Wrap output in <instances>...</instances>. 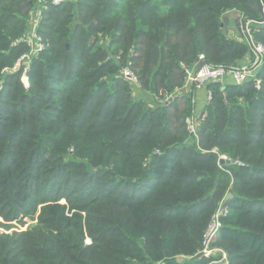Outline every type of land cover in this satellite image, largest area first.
I'll return each mask as SVG.
<instances>
[{"label": "trees", "instance_id": "trees-1", "mask_svg": "<svg viewBox=\"0 0 264 264\" xmlns=\"http://www.w3.org/2000/svg\"><path fill=\"white\" fill-rule=\"evenodd\" d=\"M35 1L0 0V264H213L199 253L229 193L213 247L264 264V60L243 85L207 86L197 137L191 92L157 100L250 53L224 24L259 18L249 0L66 1L43 12L45 49L3 73ZM250 35L264 46V24Z\"/></svg>", "mask_w": 264, "mask_h": 264}, {"label": "built area", "instance_id": "built-area-1", "mask_svg": "<svg viewBox=\"0 0 264 264\" xmlns=\"http://www.w3.org/2000/svg\"><path fill=\"white\" fill-rule=\"evenodd\" d=\"M66 1L68 0H41L39 10L35 14L32 31H30L28 35L24 36L20 42L13 43V47L18 46L21 43H25L30 48L29 53L26 55H22L21 58L16 62L15 66H13V68L4 69L3 73H10L19 70L22 66L29 64L33 57L37 56L45 49L44 41L37 32L43 12L47 11L52 6L53 7L60 6L64 4ZM262 24L264 23H261L260 25ZM248 32L250 34V28H248ZM253 46L256 52L260 54L263 61L264 46L255 45L254 43ZM201 59H203V57H201ZM25 70H27V67ZM227 75H230L232 77L234 84L236 85H243L244 83L255 77L254 71L250 70L247 66L228 68L224 66L209 65V66H204L202 68L199 67L195 72L189 73L188 80L197 89H203V88H207V86L211 83L222 82V80H224ZM129 76H130L129 72H125V77H129ZM256 82L257 85L260 84V81L257 80ZM209 100H211L210 94H209ZM219 229H220V222H219V215L217 214L212 224L209 226L207 234L205 236L204 249L199 254L208 257V255L214 252L213 250L209 249V244L216 237ZM223 258L224 260H226L227 259L226 255H224Z\"/></svg>", "mask_w": 264, "mask_h": 264}, {"label": "rangeland", "instance_id": "rangeland-1", "mask_svg": "<svg viewBox=\"0 0 264 264\" xmlns=\"http://www.w3.org/2000/svg\"><path fill=\"white\" fill-rule=\"evenodd\" d=\"M40 2H41V0H36L35 1V3L33 4V7L30 9V12H29V15H28V21H27V23H28V31H32V29H33V25H34V19H35V14L38 12V10H39V7H40ZM29 33V32H28ZM28 35V34H27ZM24 36L22 35L19 39H14V42L13 43H15V42H20L21 40H22V38H23ZM21 44H24V46L26 47V52H25V54H23V55H26V54H28L29 53V50H30V48L25 44V43H21ZM21 44H19V45H21ZM19 60V59H18ZM257 63H254L253 65H251V66H247L250 70H253L254 71V73H256V67H258L257 65H256ZM15 66V65H14ZM238 67V66H237ZM124 77H125V72H129V74H130V76L129 77H126L128 80H129V82L131 83V85L134 87L135 85H136V87H137V90L136 91H138L137 92V95H138V97H140V96H147V94H143V93H141V92H145L144 91V89H142V87L137 83V78H136V76L133 74V71L132 70H130V68H125L124 70ZM189 73H193V70H188L187 71V78H188V74ZM230 76V75H229ZM24 77H25V79H24ZM232 78V77H231ZM26 81V84H24V86H26V87H28V85H29V80H28V78L26 77V75L24 74L23 75V77H22V82L24 83ZM187 82H189V80L187 79ZM232 82H234L233 81V79H232ZM190 83V82H189ZM190 85H191V89L190 90H188L187 92V94L186 95H188L190 92H191V94H192V104H193V98H194V96H193V94H194V92L195 91H200V90H207V88H203V89H197L195 86H193L191 83H190ZM185 87V86H184ZM184 87L182 88V89H179V90H176L170 97H167L165 100H159V99H157L160 103H162V102H165L166 100H169V101H172V98L174 97V96H179L181 93L183 94L184 93ZM147 93V92H146ZM185 94V93H184ZM209 94L211 95V92H209V91H207V98H206V104H208L211 100H212V97H211V100H209ZM194 106V105H193ZM201 111H200V109H197V108H195L194 107V114H193V116H189L187 119H186V125H187V128H188V130L190 131V133H192V135H194L195 137H197V135H198V126H199V121H200V118H201ZM216 151V150H215ZM220 157H222V156H220ZM222 158H225L226 159V157H222ZM220 159V158H219ZM218 165L219 166H221V164L219 163V161H218ZM229 194H231V193H229ZM229 194H227L222 200H220L219 201V205H221L222 204V202L223 201H225L226 200V198H227V196L229 195ZM229 201V200H228ZM224 203V202H223ZM221 208V207H220ZM218 209V210H216V212L214 213V215L212 216V218H211V222H210V224H209V226L212 224V222H213V220L215 219V216L218 214L219 216H221L222 214L223 215H226L227 213H228V211H227V209H224V210H222V209ZM27 220V219H26ZM219 220H220V218H219ZM29 221V225L30 224H33V222H31L30 220H28ZM0 222L1 223H4V219L2 218V217H0ZM14 225H16V224H14ZM209 226H208V228H209ZM220 226H221V224H220ZM18 228V227H17ZM0 230H2V229H0ZM207 231H208V229H207ZM207 231H206V233H205V235H204V240H203V246H204V241H205V236H206V234H207ZM87 241V243L88 244H90L91 243V240L90 239H87L86 240ZM203 249H204V247H203ZM209 249L210 250H213L214 252H212V254H210V255H208V257L207 256H205V255H201V256H205V257H207V258H209V257H214V256H221V258H220V260L218 261H214V263L213 264H227V260H228V257L226 256V260H224V258H223V256L225 255V253L222 251V250H220L219 248H214L213 247V243L211 242L210 244H209ZM185 258H187V260H190V259H192L193 257L192 256H190V255H187V256H185ZM173 261H177L178 260V258L176 257V256H173L172 258H171Z\"/></svg>", "mask_w": 264, "mask_h": 264}, {"label": "crops", "instance_id": "crops-1", "mask_svg": "<svg viewBox=\"0 0 264 264\" xmlns=\"http://www.w3.org/2000/svg\"><path fill=\"white\" fill-rule=\"evenodd\" d=\"M70 1V0H68ZM72 1H75V0H72ZM250 6V4H249ZM251 8V7H250ZM252 9V8H251ZM253 11V9H252ZM254 12V11H253ZM255 13V12H254ZM243 16L245 15H242L241 13L239 12H236V11H231L229 12L226 16H225V20H224V24H225V27H226V30L228 32V36L232 39H235V40H239V41H245L248 43L246 37L243 36V33L240 31L241 29V25L237 26V21L239 20H242ZM253 23L252 22H248V28H250V26L252 25ZM259 25V24H257ZM249 44V43H248ZM258 61V57L257 55L255 54V52L251 49L250 53H248L246 55V57L241 60L239 63H238V67H243V66H251L253 65L254 63H257ZM258 67H256V70H257ZM223 84H234V82H232V78L231 76L227 75L225 77L224 80H222ZM191 89V85L189 82H186V85L184 87V93L187 94L188 90ZM207 91L208 90H200V91H195L193 96V105L195 108L197 109H200L201 111V115L200 116H203L204 114V109L206 107V98H207Z\"/></svg>", "mask_w": 264, "mask_h": 264}, {"label": "water", "instance_id": "water-1", "mask_svg": "<svg viewBox=\"0 0 264 264\" xmlns=\"http://www.w3.org/2000/svg\"><path fill=\"white\" fill-rule=\"evenodd\" d=\"M249 4H250V7L253 9V11L259 15V18H254V17H250V16H243L242 20H239L237 21V26L241 25V29L240 31L243 33V36L246 37L249 45L251 46L252 50L255 52V54L257 55L258 57V61H257V66L261 63L262 61V58L260 56V54H258L253 46V43H252V38L248 32V22H252L253 25H256V24H261V23H264V0H249ZM204 66H209L208 63L204 62L201 64L200 68L204 67ZM24 84H26V81L24 82ZM219 163L221 165H224V164H229V163H235L234 161H228L227 159L225 158H220L219 159ZM233 198V195L232 194H229L226 198V200L224 201V203L222 204L221 206V209L224 210L225 207H226V204L228 202V200L232 199ZM201 256V254H199V257Z\"/></svg>", "mask_w": 264, "mask_h": 264}]
</instances>
